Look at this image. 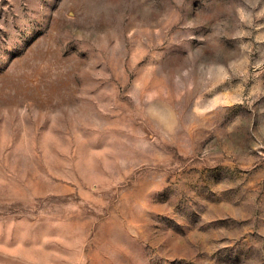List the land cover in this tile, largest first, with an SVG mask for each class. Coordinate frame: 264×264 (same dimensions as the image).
<instances>
[{
	"label": "rangeland",
	"instance_id": "obj_1",
	"mask_svg": "<svg viewBox=\"0 0 264 264\" xmlns=\"http://www.w3.org/2000/svg\"><path fill=\"white\" fill-rule=\"evenodd\" d=\"M0 264H264V0H0Z\"/></svg>",
	"mask_w": 264,
	"mask_h": 264
}]
</instances>
